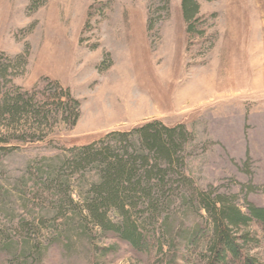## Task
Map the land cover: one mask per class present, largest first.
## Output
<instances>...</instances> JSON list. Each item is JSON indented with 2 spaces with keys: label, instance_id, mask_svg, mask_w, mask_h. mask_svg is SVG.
I'll return each mask as SVG.
<instances>
[{
  "label": "rangeland",
  "instance_id": "rangeland-1",
  "mask_svg": "<svg viewBox=\"0 0 264 264\" xmlns=\"http://www.w3.org/2000/svg\"><path fill=\"white\" fill-rule=\"evenodd\" d=\"M168 1L50 0L30 13L29 0H0V51L30 53L26 71L13 69V83L0 74V87L36 93L51 111L0 123V264H207V213L173 211L185 234L203 226L190 252L166 237L168 215L142 252L93 225L77 234L73 210L47 184L71 148L154 120L194 134L186 171L200 187L264 206V0H201L193 37L184 0ZM56 81L83 103L75 128L55 104Z\"/></svg>",
  "mask_w": 264,
  "mask_h": 264
},
{
  "label": "trees",
  "instance_id": "trees-1",
  "mask_svg": "<svg viewBox=\"0 0 264 264\" xmlns=\"http://www.w3.org/2000/svg\"><path fill=\"white\" fill-rule=\"evenodd\" d=\"M29 1L30 13H35L50 0ZM183 9L193 37L199 33L203 19L201 0H184ZM29 59L30 53L15 58L0 51L1 76L13 83L9 79L11 71H26ZM54 87L59 100L55 104L72 128L77 127L83 116V103L61 82H54ZM50 113L36 93L23 87L14 86L7 91L0 87V123L48 120ZM193 139L194 134L185 124L169 126L162 120L130 131H113L93 143L71 148L66 159L50 167L47 184L62 206L73 210L71 216L67 211L66 218L70 225L78 220V225L73 224L78 228L77 234L93 225L94 229L117 234L138 251H149L152 240L159 238L158 225L168 215L164 221L168 228L166 237L174 245L178 237L182 238L179 249L190 252L201 237L203 226L196 224L185 234L184 227L171 223L173 211L181 207L208 215L210 231L204 255L207 264H264V257L256 252L264 246V206L247 200L243 208L238 195H228L215 186L200 187L186 171L187 146ZM77 175L82 180L80 201L73 188ZM114 211L122 220L111 217Z\"/></svg>",
  "mask_w": 264,
  "mask_h": 264
}]
</instances>
